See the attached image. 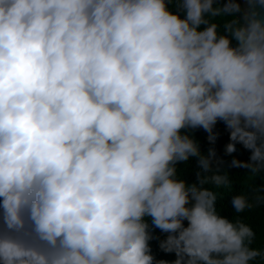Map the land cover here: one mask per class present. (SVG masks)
Segmentation results:
<instances>
[{"label": "clouds", "instance_id": "clouds-1", "mask_svg": "<svg viewBox=\"0 0 264 264\" xmlns=\"http://www.w3.org/2000/svg\"><path fill=\"white\" fill-rule=\"evenodd\" d=\"M218 2L0 0V264H167L149 218L172 264H264L205 187L231 184L215 150L185 134L214 144L223 122L226 154L251 152L230 167L264 172V22L220 34L240 8ZM193 157L189 185L177 165Z\"/></svg>", "mask_w": 264, "mask_h": 264}, {"label": "trees", "instance_id": "trees-1", "mask_svg": "<svg viewBox=\"0 0 264 264\" xmlns=\"http://www.w3.org/2000/svg\"><path fill=\"white\" fill-rule=\"evenodd\" d=\"M227 0H219L218 7H223ZM239 4L240 11L235 16H227L222 18H216L213 22L220 25L218 32L224 34L223 23L226 20H232L235 18L242 24L243 10L239 0H235ZM172 10L177 11L176 7L171 6ZM183 18V13H181ZM204 26H202L203 28ZM232 46H236V42H232ZM217 139L214 144L209 143L207 137L208 133L203 129H189L185 134H188L198 144L200 151L203 155H207L209 149H214L216 153L215 161H222L220 164H216L214 161V168L219 167L221 173L226 171L231 181L230 186L215 188L212 184H207L205 187L213 190L217 195V210L220 215L227 218L229 221H241L250 226L255 233V240L251 247L257 249H264V205L255 206L252 209H246L242 213H235L231 205V199L235 195H244L250 202L253 201V197L257 194L256 189L264 182V172L258 175H252L248 169L230 167L233 159H238L241 162H249L251 152L246 150L242 145L236 144V151L228 155L226 154V146L230 143L229 132L226 129L223 122H218L213 130ZM178 178L183 179L187 184L191 185L197 182L196 173L200 171L197 165V158H190L186 163H180L177 165ZM210 175V173H209ZM150 224V234L152 240L149 241L151 248V254L156 261H165L167 264H172L176 259L174 253H165L159 247L160 243L166 239L167 234L161 232L159 229L151 227L150 218L148 220ZM186 226V225H185Z\"/></svg>", "mask_w": 264, "mask_h": 264}, {"label": "water", "instance_id": "water-1", "mask_svg": "<svg viewBox=\"0 0 264 264\" xmlns=\"http://www.w3.org/2000/svg\"><path fill=\"white\" fill-rule=\"evenodd\" d=\"M242 10L243 18L241 26L247 27V20L252 18L253 13H255V18L259 19L261 22H264V5H262L259 0H239Z\"/></svg>", "mask_w": 264, "mask_h": 264}]
</instances>
